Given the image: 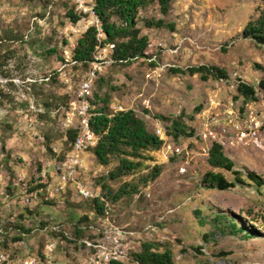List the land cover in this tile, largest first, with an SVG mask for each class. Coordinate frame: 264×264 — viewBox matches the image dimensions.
<instances>
[{
  "label": "rangeland",
  "instance_id": "obj_1",
  "mask_svg": "<svg viewBox=\"0 0 264 264\" xmlns=\"http://www.w3.org/2000/svg\"><path fill=\"white\" fill-rule=\"evenodd\" d=\"M262 6L263 0H173L162 15L150 0L136 20L139 34L147 37L144 56L128 63L112 56L95 81V110L133 109L150 130L164 132L160 149L145 151L148 158L139 167L114 179L109 173L116 159L101 165L92 151L83 155L88 179L105 185L111 216L132 232L124 264H137L132 255L144 242L171 251L174 264H264V183L257 187L246 177L253 171L264 181V96L259 92L256 100L244 99L236 90L240 80L257 87L263 75L255 63L264 67V46L241 35ZM158 18L165 26L147 24ZM96 25L97 16L79 12L73 0H0V213L5 220L17 213L16 226L28 232L26 246L19 249L23 254L35 253L48 236L31 233L25 224L35 227L42 219L67 228L71 238L56 252L60 264L76 263L85 255L77 238L85 213L94 210L91 201L68 194L45 200L40 194L43 201L25 208L24 215L2 200L6 194L9 199L20 196L21 174L28 190L33 189L35 175L51 168L66 148L64 111L87 68L72 63L73 49L86 29ZM201 65L222 68L226 76L204 71L207 79H202L200 72L189 71ZM60 71L71 75L68 83ZM250 115L262 123L256 140L241 139L229 122L243 129L242 121ZM174 121L185 129L177 138L165 133H172ZM213 143L241 171L243 184L225 190L203 184L210 170L234 179L231 171L208 164ZM155 164L160 173L143 183ZM252 230L258 232L251 235Z\"/></svg>",
  "mask_w": 264,
  "mask_h": 264
},
{
  "label": "built area",
  "instance_id": "obj_2",
  "mask_svg": "<svg viewBox=\"0 0 264 264\" xmlns=\"http://www.w3.org/2000/svg\"><path fill=\"white\" fill-rule=\"evenodd\" d=\"M73 3L79 12L97 16L93 9L94 0H73ZM95 27L96 38L99 42L95 46V50L98 49L97 54H93V59L88 62V66L77 84L74 96L65 108V115L62 119L65 130H76L74 140L70 148L65 150L60 158L57 155L51 168H42L35 175L34 188L30 191L27 184L23 182L24 174L18 177L19 184L21 183L20 196L9 199L6 194L2 200V205L10 206L11 210L20 207L19 213L26 215L25 208L31 209L43 201L40 194L45 200L68 194L82 201L95 198L104 201L101 187L95 185L85 174L87 166L83 157L84 153L92 149L98 141V136L91 126V120L96 115L93 86L106 65L112 61L114 49L112 43L101 44L105 34L101 24ZM72 63L76 64L75 61ZM59 77L68 83L71 75L65 71H60ZM229 122L235 127L234 130L241 135V139L248 136L256 140L262 125L255 118L252 119L251 115L249 118L243 119V129L232 119ZM155 133L161 139L164 138V132H161L160 129H157ZM208 133L212 135L214 140H217L212 130H209ZM171 151L179 152V149L173 148ZM0 194H3L1 189ZM85 214L89 220L80 225L79 230L82 236L77 238V243L85 251V255L76 263L65 261L63 264L124 263L131 250L130 235L132 232L120 226L111 216L110 203L105 202L100 213L94 209ZM4 218L0 213V264H60L56 258V252L59 245H64L67 238H71L67 228L62 224L48 223L42 219H37L38 222L35 227L25 224L24 228L26 230L30 228L31 233L38 230L48 236L35 253L23 254L19 249L26 246L25 239L28 232L16 226L17 213L12 212L6 220Z\"/></svg>",
  "mask_w": 264,
  "mask_h": 264
},
{
  "label": "trees",
  "instance_id": "obj_3",
  "mask_svg": "<svg viewBox=\"0 0 264 264\" xmlns=\"http://www.w3.org/2000/svg\"><path fill=\"white\" fill-rule=\"evenodd\" d=\"M150 0H94V12L97 15L105 38L102 43L114 44L112 56L119 62H131L134 58L144 56L147 47V37L140 35V30L136 27L137 14L140 8L146 5ZM159 6V11L162 15L167 14L171 8L173 0H155ZM264 2V0H263ZM258 13L252 17L241 31L244 38H249L257 45L264 46V6L257 8ZM78 16L73 15V20H77ZM148 25L165 26L163 19L147 21ZM170 30L174 29L172 23L167 25ZM96 38V27L89 26L82 36L77 40L76 46L73 49L72 62L82 64L86 67L88 62L93 59V52L95 46L98 44ZM255 66L262 70L263 75L258 81V86L239 81L236 84L238 95L244 99L256 100L261 92L264 96V67L258 63ZM179 71V69H175ZM191 73L200 72L202 79H207L203 72L212 74L217 78H224L226 73L224 69L217 66H198L190 67ZM200 107H197L199 110ZM96 115L91 120V126L95 134L98 136L97 144L90 149L96 160L101 165L108 164L112 159L117 160V165L110 171L109 178L114 179L131 173L141 164V159L148 158L144 155L145 151L158 150L164 143L155 132L150 130L146 121L137 116L133 109L118 110L114 113H107L104 107H98L95 110ZM172 133L165 131L166 135L171 138H177L185 132L181 123L174 121L172 123ZM168 132V133H167ZM76 130L69 129L66 131L67 146L64 149L70 148ZM64 151L59 155L60 158ZM207 162L211 167L223 168L231 171L234 174L233 181L228 180L220 172L207 171L204 173L202 182L207 188H214L217 190H225L234 187L237 184H243L244 179L242 173L238 169H234L233 161L227 157L221 146L218 143H213L208 150ZM160 165H153L149 175L144 177L143 183L149 179L155 178L160 173ZM246 177L251 180L257 187L263 185L264 181L260 175L253 171H248ZM97 185V184H95ZM99 186V185H97ZM101 187V194L104 201L99 199L90 200L93 209L100 213L104 207L105 202L111 204V199L106 195ZM136 187H133L132 192H136ZM109 194L110 189H108ZM123 192L129 193L127 190ZM114 198L118 197L113 195ZM84 222L88 221V217L84 215ZM235 230L240 228L236 223H232ZM258 231L252 230L249 234L254 235ZM133 261L137 264H174L171 251L165 249L158 251L149 242H144L141 249L137 253H133ZM115 264H124L118 262Z\"/></svg>",
  "mask_w": 264,
  "mask_h": 264
}]
</instances>
